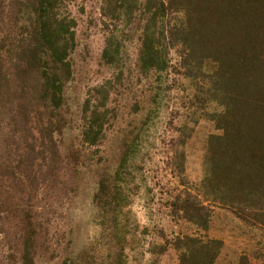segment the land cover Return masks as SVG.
Here are the masks:
<instances>
[{
  "label": "trees",
  "instance_id": "trees-1",
  "mask_svg": "<svg viewBox=\"0 0 264 264\" xmlns=\"http://www.w3.org/2000/svg\"><path fill=\"white\" fill-rule=\"evenodd\" d=\"M75 1L0 0V120L9 125L0 132V183L10 194L0 208L17 224L14 264L59 256L48 246L53 224L78 197L83 174L96 182L107 264H125L128 240L149 233L124 212L139 189L136 157L172 90L182 92L188 118L167 124L173 137L165 167L177 180L168 211L179 235L168 239L160 230L150 252L170 248L178 264H219L223 242L207 233L220 208L250 230L251 258L264 264V0H99L106 32L94 68L99 79L86 90L77 123L66 90L78 79L77 56L86 61L88 53L78 51ZM200 120L213 132L195 184L184 175V147ZM75 130L80 144L63 155L64 133ZM61 264L106 263L83 251Z\"/></svg>",
  "mask_w": 264,
  "mask_h": 264
},
{
  "label": "rangeland",
  "instance_id": "rangeland-1",
  "mask_svg": "<svg viewBox=\"0 0 264 264\" xmlns=\"http://www.w3.org/2000/svg\"><path fill=\"white\" fill-rule=\"evenodd\" d=\"M99 3V0H76L74 5L71 6L72 12L78 20L76 30L79 43L78 51L80 54L85 51L88 53L86 61L77 56L75 70L80 76L77 75L78 79L74 82L71 81L66 90L68 115H72L76 123L80 106L86 97V90L99 79L94 74V68L106 37L102 18H100ZM129 52L133 54L132 51ZM171 56L173 57L172 54ZM182 96V92L172 90L168 98L165 96L159 102L160 114L152 122L154 125L152 124L146 131L145 142L136 157L135 164L143 167L141 171L134 173L136 185L139 186V189L130 192L129 204L124 212L128 214L130 224L136 223L140 228L148 229L149 233L142 237L139 235L135 241H132L133 238L128 240L123 252L125 264H178L177 254L172 249L169 248L164 254H152L150 250L152 247L157 246V243H160L161 238L158 234L160 230L165 233L168 239H173L179 235L175 221L168 211V201L173 189V182L177 180L168 173L165 167L167 161L165 155L166 145L173 137L167 127L169 120L173 117L177 118L178 121L188 119L185 109L182 108L183 101H186L182 99ZM182 112H185V114H182ZM1 116V118H4L3 115ZM176 123L175 125H178V122ZM8 128L7 122L0 120V132L3 133ZM212 132V125L200 120L192 138L184 147L186 156L184 175L191 183L196 184L202 178L203 145ZM77 136V130L73 132L65 131L61 140L63 155L68 153L70 145L77 148L80 144L81 139ZM5 138L6 134L3 136V139ZM6 157L7 155L4 156V159ZM88 178L89 175L86 174L78 178L81 186L78 195L76 193L78 197H73L61 208L63 209V218L53 224L56 232L52 240L54 244L48 246L50 251L58 248L61 253L53 259L50 258V255L43 256L41 254L35 264H61L62 259H66L67 256L71 258L79 253L82 254L83 251H87L90 256L99 258L103 263H108V247L104 244V239H101L102 229L105 227L101 225L98 219L101 210L98 207L96 208L93 203L96 186L94 184L96 182L92 179L88 180ZM5 188L6 185L0 183V204L6 198L8 201L10 195L4 196ZM42 205V203L38 204L39 207H42ZM39 212L45 216L44 209L40 208ZM7 214H2L0 208V264H14L17 257V224ZM103 231L107 234L106 230ZM198 234L205 235L201 232H198ZM207 234L208 237L223 242L224 246L219 257V264H229L242 254H246L251 258V252L254 248V241L251 240L253 234L230 212L215 208ZM67 244L71 245L65 253L64 248ZM250 260L252 264H256L252 258Z\"/></svg>",
  "mask_w": 264,
  "mask_h": 264
}]
</instances>
